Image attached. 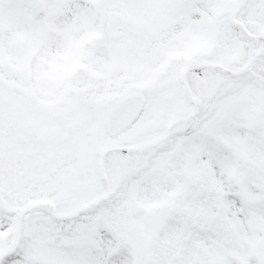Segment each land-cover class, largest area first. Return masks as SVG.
I'll list each match as a JSON object with an SVG mask.
<instances>
[{
  "label": "snow or ice",
  "instance_id": "6c2138e0",
  "mask_svg": "<svg viewBox=\"0 0 264 264\" xmlns=\"http://www.w3.org/2000/svg\"><path fill=\"white\" fill-rule=\"evenodd\" d=\"M0 264H264V0H0Z\"/></svg>",
  "mask_w": 264,
  "mask_h": 264
}]
</instances>
